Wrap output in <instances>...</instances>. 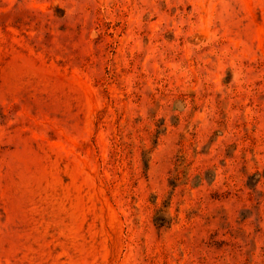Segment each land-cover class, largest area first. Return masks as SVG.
I'll list each match as a JSON object with an SVG mask.
<instances>
[{
  "label": "rangeland",
  "instance_id": "obj_1",
  "mask_svg": "<svg viewBox=\"0 0 264 264\" xmlns=\"http://www.w3.org/2000/svg\"><path fill=\"white\" fill-rule=\"evenodd\" d=\"M0 264H264V0H0Z\"/></svg>",
  "mask_w": 264,
  "mask_h": 264
}]
</instances>
